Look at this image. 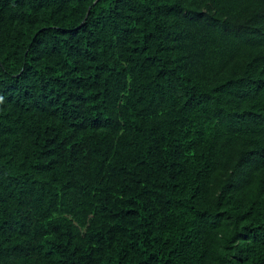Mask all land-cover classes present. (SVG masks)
<instances>
[{"label":"trees","instance_id":"obj_1","mask_svg":"<svg viewBox=\"0 0 264 264\" xmlns=\"http://www.w3.org/2000/svg\"><path fill=\"white\" fill-rule=\"evenodd\" d=\"M0 264H264V0H0Z\"/></svg>","mask_w":264,"mask_h":264}]
</instances>
